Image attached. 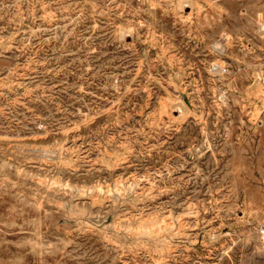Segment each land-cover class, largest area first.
I'll use <instances>...</instances> for the list:
<instances>
[{"label":"rangeland","instance_id":"374dc122","mask_svg":"<svg viewBox=\"0 0 264 264\" xmlns=\"http://www.w3.org/2000/svg\"><path fill=\"white\" fill-rule=\"evenodd\" d=\"M0 264H264V0H0Z\"/></svg>","mask_w":264,"mask_h":264}]
</instances>
